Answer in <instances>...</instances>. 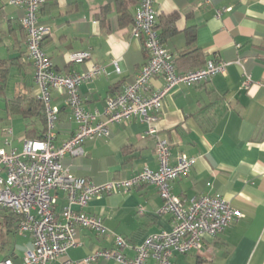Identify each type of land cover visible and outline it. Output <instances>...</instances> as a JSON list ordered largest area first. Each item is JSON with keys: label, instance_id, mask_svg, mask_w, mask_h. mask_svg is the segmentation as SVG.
<instances>
[{"label": "crops", "instance_id": "1", "mask_svg": "<svg viewBox=\"0 0 264 264\" xmlns=\"http://www.w3.org/2000/svg\"><path fill=\"white\" fill-rule=\"evenodd\" d=\"M139 2L46 0L39 10L40 23L50 28L43 47L56 71L83 73L94 64L109 70L79 86L90 111L102 112L108 97L122 92L148 61L143 42L132 36ZM155 7L157 29L180 72L214 60L227 63L226 73L176 86L164 99L155 136L147 123L132 118L113 124L110 136L88 140L83 154L67 155L64 163L73 174L97 184L131 178L145 167L159 168L156 141L168 140L172 165L182 154L197 159L188 173L171 182L175 195L189 203L203 194H221L244 213L222 233L205 235L201 250L175 254L172 264H264V0H212L205 5L201 0H155ZM24 13L10 0H0V58L11 63L8 96L25 91L39 96L21 22ZM191 27L196 39L190 47L186 33ZM75 51H89L91 57L74 61ZM116 58H121V72L115 70ZM163 84L157 76L142 93L150 95ZM52 97L60 108L55 137L60 144L74 134L77 123L67 93L53 89ZM65 203L62 194L59 209ZM162 204L154 183L91 198L85 210L102 217L108 232L80 228L78 244L51 264H87L83 260L94 251L115 249L117 235L127 239L122 252L134 257L150 234L174 227L173 216L160 212ZM6 213L0 210V243L6 234L11 245L0 263L10 257L13 264H22L33 240L17 232L16 219ZM88 264L119 263L99 258Z\"/></svg>", "mask_w": 264, "mask_h": 264}, {"label": "built area", "instance_id": "2", "mask_svg": "<svg viewBox=\"0 0 264 264\" xmlns=\"http://www.w3.org/2000/svg\"><path fill=\"white\" fill-rule=\"evenodd\" d=\"M10 1L25 11L21 22L27 34L35 83L47 115L44 138H24L22 150L0 147V209L20 214L22 219L18 232L29 234L33 240V248L27 251L22 264H51L58 257L67 255L69 249L78 244L80 228H91L106 234L108 228L103 218L85 210L89 200L103 194L126 192L144 183H154L159 187L163 198L160 212L173 216L174 227L150 234L136 248L134 257L122 252L127 239L117 235L115 249L96 250L83 260L84 263L104 258L116 260L119 264H172L175 254L201 250L205 235H218L244 216L242 210L221 194H203L192 198L189 203L175 195L171 182L188 173L197 159L182 154L172 165L170 145L163 138L156 141L159 168L145 167L131 178L97 184L73 174L64 163L67 155L83 154L88 140L108 137L113 124L132 118L147 123L149 134L155 136L157 129L154 123L160 117L165 97L180 84L192 85L226 73V62L209 60L202 67L180 72L156 27L155 0H140L132 36L143 42L148 61L132 83L127 84L122 92L108 97L102 112H93L84 107L79 86L101 74H110L109 70L104 65L94 64L83 73L61 74L56 71L43 47L50 28L40 23L38 16L46 0ZM211 3L212 0H201L204 5ZM221 13L218 11L217 15ZM90 57L89 51L71 53L74 61ZM120 62L121 58L113 60L117 72L122 71ZM157 76L163 78V86L150 95H143L142 91ZM53 89L67 93L68 104L77 123L74 134L60 144L55 143L60 108L53 103ZM6 131L14 134L12 126ZM6 144L12 145V141L6 139ZM62 194L66 203L59 209ZM0 264H13V260L6 258Z\"/></svg>", "mask_w": 264, "mask_h": 264}, {"label": "trees", "instance_id": "3", "mask_svg": "<svg viewBox=\"0 0 264 264\" xmlns=\"http://www.w3.org/2000/svg\"><path fill=\"white\" fill-rule=\"evenodd\" d=\"M186 34L190 47L194 46L193 43L196 39V29L194 27H191L189 30H187ZM160 36H162V34H160ZM2 37H3V29L0 25V42L2 41ZM194 49L195 50L193 52L198 50L196 48ZM200 59L203 58L200 57ZM200 61L201 62L197 64L201 65L202 63H204L203 62L204 60H200ZM10 70H11V63L9 62V60L0 58V95H4L5 97L6 108L10 112V115L13 113H20L25 119L26 138H30V139L44 138L47 131V115H46L45 106L42 100L40 99V97L34 94L32 91L19 92L13 96H8L5 93L7 79L8 76L10 75ZM4 210L7 212L6 216L8 218L14 217L16 219L17 232H18L19 223L22 219L21 215L10 209H4Z\"/></svg>", "mask_w": 264, "mask_h": 264}, {"label": "rangeland", "instance_id": "4", "mask_svg": "<svg viewBox=\"0 0 264 264\" xmlns=\"http://www.w3.org/2000/svg\"><path fill=\"white\" fill-rule=\"evenodd\" d=\"M6 92L11 94L9 87ZM9 115L10 112L6 108L5 97L4 95H0V147H6L8 150H11L12 148L22 150L24 146L25 119L20 113H13L10 116ZM8 126H13V135L7 133L6 129ZM6 139L11 140L12 145L6 144ZM0 210L3 211L4 209L2 208ZM6 236L7 235L5 234L3 242L0 243V258L2 257V253L6 252V249L11 245L9 237Z\"/></svg>", "mask_w": 264, "mask_h": 264}, {"label": "clouds", "instance_id": "5", "mask_svg": "<svg viewBox=\"0 0 264 264\" xmlns=\"http://www.w3.org/2000/svg\"><path fill=\"white\" fill-rule=\"evenodd\" d=\"M116 55H119V50L117 51Z\"/></svg>", "mask_w": 264, "mask_h": 264}]
</instances>
